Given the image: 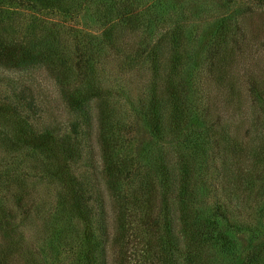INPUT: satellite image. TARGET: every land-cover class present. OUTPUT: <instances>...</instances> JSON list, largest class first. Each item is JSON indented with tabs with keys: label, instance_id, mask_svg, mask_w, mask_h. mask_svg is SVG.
I'll use <instances>...</instances> for the list:
<instances>
[{
	"label": "rangeland",
	"instance_id": "obj_1",
	"mask_svg": "<svg viewBox=\"0 0 264 264\" xmlns=\"http://www.w3.org/2000/svg\"><path fill=\"white\" fill-rule=\"evenodd\" d=\"M0 41V264H264V0H0Z\"/></svg>",
	"mask_w": 264,
	"mask_h": 264
},
{
	"label": "trees",
	"instance_id": "obj_2",
	"mask_svg": "<svg viewBox=\"0 0 264 264\" xmlns=\"http://www.w3.org/2000/svg\"><path fill=\"white\" fill-rule=\"evenodd\" d=\"M171 43L178 45L177 41ZM35 58H36V54L33 53V49L30 48V46L23 45L18 41H14V42L0 41V63L3 64L4 66H15V67L26 66L36 61L37 59L35 60ZM180 61H181L180 56L175 52H171V54L167 56V58L164 60L166 67H169V70L168 71L166 70L164 73L165 83L167 87L169 86L168 88H166V93L169 97L172 93V90L174 89V85L176 84L177 70L179 69ZM172 99L173 101H175V97H172ZM68 101L71 103L70 104L71 106L74 105L76 106L83 101V96L80 93L78 94V92L77 93L74 92L73 94L71 93V96H69ZM21 133L22 135L25 136L26 139L24 140V138L22 137V140L24 142L26 141V143H28L34 149L37 148L44 150L47 149L50 145L49 144L50 132L47 131L46 129H42L41 132H36V133H34L33 131H26ZM73 156L74 155L70 154L69 156H67V159ZM123 168L124 167L122 165L114 164L110 168L109 172H107V177L113 178L116 174H120L123 171ZM62 175L59 177V180L62 179ZM71 178L74 184L77 185L73 187V190L72 189L69 190L71 191V195H72L70 210L73 216L76 217L81 222L84 239L89 244L90 247L91 245L94 244L92 242L91 236L88 235L90 231V218L88 216L89 210L86 209L87 203L85 201V192L83 187L77 183L79 181L77 180L76 176L72 175ZM167 259H168L167 264H171V262L169 261V257Z\"/></svg>",
	"mask_w": 264,
	"mask_h": 264
}]
</instances>
